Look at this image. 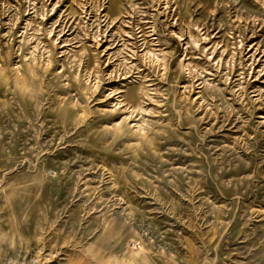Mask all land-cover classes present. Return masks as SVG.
Listing matches in <instances>:
<instances>
[{
    "label": "rangeland",
    "instance_id": "obj_1",
    "mask_svg": "<svg viewBox=\"0 0 264 264\" xmlns=\"http://www.w3.org/2000/svg\"><path fill=\"white\" fill-rule=\"evenodd\" d=\"M0 264H264V0H0Z\"/></svg>",
    "mask_w": 264,
    "mask_h": 264
}]
</instances>
